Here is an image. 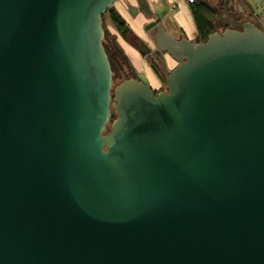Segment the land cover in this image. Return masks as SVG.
Returning <instances> with one entry per match:
<instances>
[{
  "label": "water",
  "instance_id": "water-1",
  "mask_svg": "<svg viewBox=\"0 0 264 264\" xmlns=\"http://www.w3.org/2000/svg\"><path fill=\"white\" fill-rule=\"evenodd\" d=\"M115 1L0 0V264H264V33L158 20L112 87Z\"/></svg>",
  "mask_w": 264,
  "mask_h": 264
},
{
  "label": "crops",
  "instance_id": "crops-1",
  "mask_svg": "<svg viewBox=\"0 0 264 264\" xmlns=\"http://www.w3.org/2000/svg\"><path fill=\"white\" fill-rule=\"evenodd\" d=\"M236 1V0H235ZM244 1V0H243ZM238 2H240L238 0ZM236 1V7L241 10L242 3ZM251 4V0H247ZM191 5L185 0H116L112 5L114 10L122 17L128 25L132 34L138 38L145 36V28L150 23H156L158 20L161 26L167 30L174 38L184 36L190 42L201 41L196 23L192 14ZM236 21H226L223 27L216 28L212 26V30L222 31L227 26ZM109 26L112 29V38L119 47L122 55L132 66L136 74L146 79L149 86L153 87L151 82L156 84L155 76L152 69L148 66V70L141 68L140 53L127 41L123 40L116 32L113 24L109 19ZM214 27V29H213ZM153 88H156L154 86Z\"/></svg>",
  "mask_w": 264,
  "mask_h": 264
},
{
  "label": "flooded vegetation",
  "instance_id": "flooded-vegetation-1",
  "mask_svg": "<svg viewBox=\"0 0 264 264\" xmlns=\"http://www.w3.org/2000/svg\"><path fill=\"white\" fill-rule=\"evenodd\" d=\"M236 1L238 2V0ZM236 1L235 0H194V3L195 4L201 3L206 6L209 12V15H210L209 22L211 25L216 26V28L223 27V24H225L226 21H236L237 19V22L231 24L232 27L236 29H240L243 23L249 22L264 33V6L263 7L261 6L260 4L261 0H251L254 6L249 5V3H247V0L245 1L239 0L240 2L238 3H242V6H243L241 10H239L236 7L235 5ZM258 10H261V12L260 13L257 12ZM153 31L154 30H149V31L145 30V33H146L145 35H147L150 39H152L151 35ZM179 38L181 37H178L177 39ZM134 42H135L134 47L138 50V52H139V46H138L139 42L144 43L146 46L150 47V49L152 50L151 46L144 39L136 37ZM152 51L154 55L156 56V58L160 60L164 69L166 70L167 67L165 65V59L168 56L163 53L158 52L156 49ZM145 57H147V59L150 61L152 67L155 70L154 72L160 77L159 80L161 79L162 81H164V76H163L162 71L157 67V65L153 63L152 59L148 55H146ZM151 89L154 90L155 93L164 91L165 84H164V87L161 89L159 88L157 89L153 87H151Z\"/></svg>",
  "mask_w": 264,
  "mask_h": 264
},
{
  "label": "rangeland",
  "instance_id": "rangeland-1",
  "mask_svg": "<svg viewBox=\"0 0 264 264\" xmlns=\"http://www.w3.org/2000/svg\"><path fill=\"white\" fill-rule=\"evenodd\" d=\"M243 1V0H242ZM245 1V0H244ZM115 3V2H114ZM113 3V4H114ZM247 4V3H246ZM251 6H254L253 3L249 4ZM111 8L114 9L112 6ZM257 12H261V10H258ZM102 25L104 29V39H103V45L105 47V50L110 54V60H111V70H112V79H113V86L120 83L122 80L129 79L131 77L134 78H140L146 82V79H144L141 74H136L137 72L134 71L132 66L128 63L126 58L122 55L119 47L115 43V41L112 38V29L109 26V17L108 14H104L102 17ZM152 48V50H155V46L153 44L152 39H150L147 35L143 36V38ZM133 46V45H132ZM134 47V46H133ZM135 48V47H134ZM136 50V48H135ZM165 57V56H164ZM165 59V58H164ZM127 61V62H126ZM140 61V67L143 69L148 70V66L152 69L154 72V68L152 67L150 61L147 59V57L140 55V58L138 59ZM165 65H166V71L171 70L176 63L171 61L168 57L165 59ZM155 76V82L156 84L152 83V86H156V88L161 89L164 87L165 81L159 80V76L154 72ZM147 83V82H146ZM148 84V83H147Z\"/></svg>",
  "mask_w": 264,
  "mask_h": 264
},
{
  "label": "trees",
  "instance_id": "trees-1",
  "mask_svg": "<svg viewBox=\"0 0 264 264\" xmlns=\"http://www.w3.org/2000/svg\"><path fill=\"white\" fill-rule=\"evenodd\" d=\"M191 10H192V14H193V17L196 23V27H197L200 39L201 41H205L207 35L213 32L212 26L209 22L210 20L209 12L206 6L201 3H198V4L192 3ZM106 13L108 14V17L111 23L113 24L116 32L120 35V37L134 46L135 45L134 41H135L136 36L132 34L131 30L129 29L125 21L122 19V17L113 8H109ZM106 53H107V56L109 58L110 65H111L110 54L107 51ZM114 118H115V115L112 114L110 121H112Z\"/></svg>",
  "mask_w": 264,
  "mask_h": 264
},
{
  "label": "built area",
  "instance_id": "built-area-1",
  "mask_svg": "<svg viewBox=\"0 0 264 264\" xmlns=\"http://www.w3.org/2000/svg\"><path fill=\"white\" fill-rule=\"evenodd\" d=\"M188 4L194 3V0H185Z\"/></svg>",
  "mask_w": 264,
  "mask_h": 264
}]
</instances>
